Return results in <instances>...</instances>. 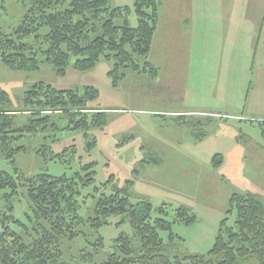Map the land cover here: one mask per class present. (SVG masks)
<instances>
[{
    "label": "rangeland",
    "instance_id": "374dc122",
    "mask_svg": "<svg viewBox=\"0 0 264 264\" xmlns=\"http://www.w3.org/2000/svg\"><path fill=\"white\" fill-rule=\"evenodd\" d=\"M160 1V23L147 59L158 66L156 76L126 68V76L115 83L109 75L114 62L104 59L87 71L75 69L73 59L62 75L49 63L27 71L12 69L0 59V88L8 92L12 110H22L25 93L35 84L44 82L60 90L96 88L99 96L88 102V108L105 111L108 115V124L102 128L57 131L54 142L52 138L48 139L49 151L57 154L71 148L72 154L54 158L51 154L43 156L38 151L43 143L41 134L30 135L24 141L26 151L17 154L14 161L0 156V170L15 175L17 168L27 177L39 173L73 176L83 165L95 162V183L83 190L80 214L85 219L94 214L96 200L90 194H110L114 186L126 187L131 180L129 189L134 203L145 199L152 203L154 217L158 215V208L165 205L162 215L174 220L176 236L173 242L169 240L168 232L161 234L170 244L166 253L175 257L185 253H206L212 248L233 193L254 194L264 202V137L258 126L264 115L250 111L251 97L247 101L253 90L250 86L247 92L248 84L251 79L256 80V76L251 75L248 83L239 78L252 62V53L245 47L236 49L233 54L235 61L242 62H232L235 94L237 98L242 96L243 104L239 107L236 98L234 104L216 101L210 109L199 108L207 112L191 111L198 107L200 100L184 101V92L188 85L191 96L195 93L200 98L198 93L206 88L203 78L208 64L204 54L208 51L206 47H200L197 55L195 42L190 47L188 34L181 35L178 40L173 36L169 42L162 40L173 13L188 12L193 3L192 0ZM110 2L113 6L129 5L132 9L130 23L132 26L138 24L133 0ZM0 3L6 7V11L0 9L1 35L19 25L25 9L21 0H0ZM167 37L169 39L170 35ZM217 45L218 38L216 49L210 51L212 72L208 84L217 83L220 88L226 63H221ZM260 47L264 48V45ZM245 50L249 52L246 54ZM263 58L264 55L259 57L260 62ZM180 115L186 120H199L202 125L198 124V130L205 131L206 136L195 138L189 127L178 123ZM22 122L23 119L19 120V124ZM94 140L96 143L91 146ZM216 154L222 159L218 166L213 162ZM111 177L114 178L113 187L109 184ZM182 206L191 208L195 221L185 223L175 219L176 210ZM28 211L27 200L20 195L15 199L13 213L24 224L30 225L26 216ZM122 217L113 215L109 223L98 229L83 225L78 238L63 239V261L66 264H102L115 250L114 242L118 236L126 234L135 239L130 220L123 221ZM233 220L234 217L231 222ZM12 228L22 233L28 242L35 235L30 229L16 224H12ZM99 236L104 237L101 248L97 246ZM89 252L95 254L93 261H85L83 257L91 254ZM252 261L256 263L255 259Z\"/></svg>",
    "mask_w": 264,
    "mask_h": 264
},
{
    "label": "trees",
    "instance_id": "16d2710c",
    "mask_svg": "<svg viewBox=\"0 0 264 264\" xmlns=\"http://www.w3.org/2000/svg\"><path fill=\"white\" fill-rule=\"evenodd\" d=\"M21 5L25 14L19 25L0 35V59L12 69L32 71L49 63L62 75L73 59L80 71L91 70L104 59L114 62L109 75L115 83L126 76V68L157 75L158 68L147 59L160 22V0H133L136 26L129 20L131 7L113 6L110 0H21ZM1 8L6 11L4 3H0ZM118 20L123 23L118 24ZM98 96L94 87L60 90L40 82L23 96V109L14 111L8 92L0 88V156L14 161L17 154L26 151V138L39 134L41 155L54 158L72 154L71 148L57 154L49 151L48 139L54 142L57 131L106 126L107 113L88 108V102ZM177 121L189 127L195 138L206 136L205 131L198 130V124L202 125L199 120L180 115ZM258 122L264 137V120ZM213 162L218 166L222 159L216 154ZM94 164L83 165L73 176L39 173L27 177L17 168L15 175L0 170V264H66L63 239L78 238L83 225L98 229L113 215L130 220L135 239L126 234L118 236L115 250L102 264H254L253 259L255 264H264V202L256 195H231L227 216L208 252L171 257L166 253L170 244L161 233L168 232L173 242L174 220L162 215L165 205L154 217L152 203L146 199L134 203L131 180L126 187H116L111 177L113 192L90 194L96 200L94 214L87 219L80 214L83 190L95 183ZM95 191L98 193V188ZM20 195L27 200L30 225L14 215L15 199ZM175 219L191 223L196 216L190 207L182 206L176 210ZM12 224L35 235L28 242ZM97 246L104 247L103 236H99ZM94 255L83 257L93 261Z\"/></svg>",
    "mask_w": 264,
    "mask_h": 264
},
{
    "label": "crops",
    "instance_id": "0c3cea01",
    "mask_svg": "<svg viewBox=\"0 0 264 264\" xmlns=\"http://www.w3.org/2000/svg\"><path fill=\"white\" fill-rule=\"evenodd\" d=\"M192 3L193 6L188 12L179 13L177 11L173 13L174 16L167 24L165 35L162 38L164 42H169L172 36L178 37V40L181 35L188 34L190 35V47L195 42L197 55L200 47L207 48L208 52L204 54V57L208 67L205 69L203 78L206 88L202 93H198L201 94L198 98L195 93L191 96L190 87L187 85L184 101L198 102L200 100L198 107H194L192 112H207L199 108L210 109L215 106L216 101L234 104L233 101L237 97L234 89L232 62L242 61H235L233 54L236 49L245 47L252 53V62L247 65V69L243 70L239 78L243 80V83H248L251 75L256 76V80L252 81L251 79L248 84L247 92H249L250 86L253 90L247 101L251 97L250 111L264 115V69H262L264 58L261 62L259 59L264 55V48L260 47V45H264V0H192ZM235 6L238 9L235 10ZM168 35H170L169 39ZM217 38V49L220 50L219 59L221 63L224 61L226 63L220 88L217 83L208 84V78L212 72L209 66L212 59L210 51L211 48L216 49ZM249 51H246V54ZM240 55L239 53V57ZM213 56L215 57V55ZM237 99L240 107L244 101H242V96ZM208 112L210 111L208 110Z\"/></svg>",
    "mask_w": 264,
    "mask_h": 264
}]
</instances>
